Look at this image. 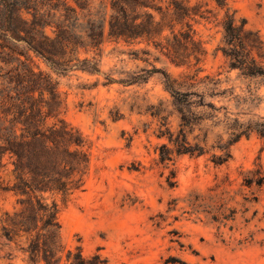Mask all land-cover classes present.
I'll use <instances>...</instances> for the list:
<instances>
[{"label": "rangeland", "instance_id": "1", "mask_svg": "<svg viewBox=\"0 0 264 264\" xmlns=\"http://www.w3.org/2000/svg\"><path fill=\"white\" fill-rule=\"evenodd\" d=\"M189 2L203 12L192 21L206 49L198 66H177L153 48L142 52L145 44L123 41L88 54L98 60V72L61 73L34 57L58 82L61 117L91 143L85 190L57 198L64 254L80 245L84 256L98 252L109 264H167L172 257L169 264H264V185L245 180L250 170H264V140L253 132L230 146L227 162L212 161L219 142L230 139L234 118L264 119V76L229 67L219 49L225 8L215 0ZM225 2L264 38V0ZM162 71L215 106H193L195 124L185 127L205 154L160 160V146L173 147L161 130L181 128ZM2 179L8 182L10 172ZM16 208V196L0 192V264H29L26 240L10 242L1 232L5 212Z\"/></svg>", "mask_w": 264, "mask_h": 264}, {"label": "trees", "instance_id": "2", "mask_svg": "<svg viewBox=\"0 0 264 264\" xmlns=\"http://www.w3.org/2000/svg\"><path fill=\"white\" fill-rule=\"evenodd\" d=\"M215 1L225 8L219 49L229 67L247 77L264 76L263 36L247 26L246 18L230 12L225 0ZM197 15L203 12L189 0H0V192H12L17 205L12 213L5 212L1 232L10 242L26 240L29 264H109L98 252L84 256L80 245L64 254L57 198L85 190L91 143L61 117L64 100L58 82L34 57L61 73L98 72V60L88 54L101 52L108 41H123L145 44L142 52L151 54L153 48L177 66H198L206 49L193 27ZM162 73L181 128L177 133L169 127L161 130L173 147L163 143L160 160L205 154L203 145L189 141L185 127L195 124L193 106H215L204 93L184 91L181 82ZM228 127L230 139L217 145L221 153L212 154L216 165L231 158L230 146L242 137L254 132L264 140L262 118H234ZM5 171L11 174L8 182L2 179ZM249 173L248 186L264 185L261 166ZM170 259L176 261L172 257L167 264Z\"/></svg>", "mask_w": 264, "mask_h": 264}]
</instances>
